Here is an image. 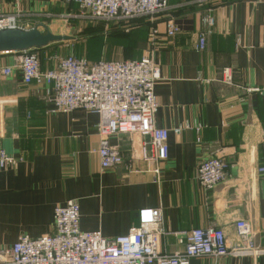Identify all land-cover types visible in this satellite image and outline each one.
<instances>
[{
	"label": "crops",
	"instance_id": "1",
	"mask_svg": "<svg viewBox=\"0 0 264 264\" xmlns=\"http://www.w3.org/2000/svg\"><path fill=\"white\" fill-rule=\"evenodd\" d=\"M212 5L215 23L203 51L195 46L204 8L195 0H169L157 18L160 30L170 17L179 27L159 42L153 56L160 71L155 123L169 135V156L157 177L139 158L136 135L109 139L124 161L101 171L99 155L91 152L100 146L98 114L53 110L50 87L24 84L21 71L12 68L19 54L0 52V70L13 71L10 76L0 71V149L18 159L0 171V248L11 247L22 234L39 238L52 232L56 205L70 200L80 205L81 229L106 238L137 226L141 208L159 207L169 233L161 246L168 253L182 250L184 233L193 228L219 227L236 242L234 225L240 219L250 221L255 244L264 248V0H213ZM16 11L26 28L39 25L56 34L79 23L67 17L77 6L60 0H0V14ZM139 22L149 25L131 22L132 39L104 22L77 53L74 36L32 51L40 55L41 70L52 69L55 56L71 53L90 62L137 60L146 51L151 26L147 19ZM226 67L232 69L231 84L221 81ZM208 156L220 157L228 169L224 181L205 190L196 167ZM190 264H264V254L194 258Z\"/></svg>",
	"mask_w": 264,
	"mask_h": 264
},
{
	"label": "built area",
	"instance_id": "2",
	"mask_svg": "<svg viewBox=\"0 0 264 264\" xmlns=\"http://www.w3.org/2000/svg\"><path fill=\"white\" fill-rule=\"evenodd\" d=\"M77 6V11L67 17L81 22L108 23L128 33L133 20L147 19V48L137 60H100L90 62L75 54L55 56L52 69L41 70L40 55L32 49L18 53L13 69L22 73L24 84L45 83L53 110L70 113L74 110L98 114L100 122L96 131L100 146L91 149L99 155L100 170L114 169L123 163L117 145L109 139L114 136L136 135L141 137L139 158L150 166L157 177L160 164L168 159V132L155 123L159 101L154 93L155 81L160 78L159 67L153 56L159 42L174 36L179 27L170 17L164 20L163 30L157 18L168 9L169 0H60ZM203 7L198 43L195 48L205 49L206 37L215 23L213 0H195ZM18 11L0 14L1 29H32L21 23ZM11 67L1 68L4 76L12 74ZM232 69L222 71L221 81L231 84ZM258 88H247L257 92ZM175 128V133H180ZM198 130V129H197ZM18 159L0 149V171L14 166ZM127 169L132 161L125 162ZM227 162L218 156L200 158L197 164V182L205 190L214 188L227 176ZM264 172V167L260 168ZM139 224L125 235L104 237L98 230L83 231L80 227V205L76 200L56 205L52 232L39 238L26 234L18 237L11 247L0 248V264H190L194 258L250 255L259 257L264 248L254 242L252 225L247 219L235 225L236 242H229L219 227L193 228L184 233L182 250L168 253L161 246L166 232L161 208H141L137 213Z\"/></svg>",
	"mask_w": 264,
	"mask_h": 264
},
{
	"label": "water",
	"instance_id": "3",
	"mask_svg": "<svg viewBox=\"0 0 264 264\" xmlns=\"http://www.w3.org/2000/svg\"><path fill=\"white\" fill-rule=\"evenodd\" d=\"M71 35H61L40 30L38 27L32 29H1L0 30V52H17L40 47H46L51 43L68 41Z\"/></svg>",
	"mask_w": 264,
	"mask_h": 264
},
{
	"label": "rangeland",
	"instance_id": "4",
	"mask_svg": "<svg viewBox=\"0 0 264 264\" xmlns=\"http://www.w3.org/2000/svg\"><path fill=\"white\" fill-rule=\"evenodd\" d=\"M72 25H74V26H72V29L71 30H69L70 27L68 29H63V30H61V34L64 33L63 35H66V34H68V32H71V34H73L71 36H74V38L77 37L76 41H74L75 43H73V47L75 46V50L74 51L77 53V47L78 46L79 47H82L83 46V48L85 49L84 45H80L83 42L82 40H85V38H87L88 36L91 38L92 37V33L91 32H93L97 28L98 29H102V27L105 26V23L102 22L101 24L94 25V26H98V27L97 28H92V31L91 32L87 31L85 33H83L85 31V28L87 26H92V25H87L85 22H81V21L79 23L75 22ZM78 36H80V37L78 38ZM60 52L65 53L64 52V49L63 50H60Z\"/></svg>",
	"mask_w": 264,
	"mask_h": 264
},
{
	"label": "trees",
	"instance_id": "5",
	"mask_svg": "<svg viewBox=\"0 0 264 264\" xmlns=\"http://www.w3.org/2000/svg\"><path fill=\"white\" fill-rule=\"evenodd\" d=\"M141 19H143V18H139V19L133 20L132 22L136 23V21H137L136 26H138V25H142L143 28H144V27L147 28V26L149 25V23H147V24H144L143 22H139V23H138V20L141 21ZM103 23H104V22H103ZM97 24H101V23H91V22H88L87 25H92V26H87V27L85 28V31H84L83 33L87 32V31L91 32V31H92V28H97V27H98V26H94V25H97ZM113 27H116V26H113ZM116 28H119V27H116ZM100 30H101V29H98V28L95 29L93 32H91V33H92V36H93V35H97V32L100 31ZM113 30H114V29H113ZM131 31H132V30H130L127 34L122 35V34H120V32L116 29V30L113 31V33H114V32H119V35H120V36H122V37L124 36V37H126V38H128V39H132V38H133V36H132L133 33H131ZM89 32H88V33H89Z\"/></svg>",
	"mask_w": 264,
	"mask_h": 264
}]
</instances>
